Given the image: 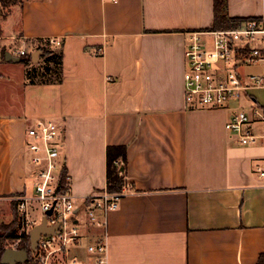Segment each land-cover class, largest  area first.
<instances>
[{"label": "crops", "instance_id": "1", "mask_svg": "<svg viewBox=\"0 0 264 264\" xmlns=\"http://www.w3.org/2000/svg\"><path fill=\"white\" fill-rule=\"evenodd\" d=\"M226 14L264 21V0H227ZM213 23V0L12 6L0 24V211L6 200L10 211L0 223L11 221V201L31 193L26 130L53 120L79 208L107 186V148H125V163L115 161L125 181L107 213L106 264H256L264 254L256 173L264 144H240L225 129L229 110L189 108L183 98L190 34ZM49 39L61 41V79L30 84L27 67L5 52L23 50L36 65ZM76 214L83 238L72 256L96 264L86 247L100 230Z\"/></svg>", "mask_w": 264, "mask_h": 264}, {"label": "built area", "instance_id": "2", "mask_svg": "<svg viewBox=\"0 0 264 264\" xmlns=\"http://www.w3.org/2000/svg\"><path fill=\"white\" fill-rule=\"evenodd\" d=\"M50 46L61 47V41L49 39ZM23 56L25 51L11 52ZM185 70L184 103L189 108L229 110L225 129L242 145L264 144V21L250 18L234 29L196 31L190 34L184 50ZM260 65L257 74H247L244 69ZM61 125L53 120L37 121L25 132L24 146L32 165L30 194H22L15 200L23 219L22 232L29 231L40 220L29 215L32 201L39 203L47 226L59 225L54 234L41 236L32 253L30 264H81L71 249L81 243L83 234L75 223L77 209L82 211L84 225L98 228L95 242L87 245V253L96 264L107 261V213L118 206L122 192L109 193L107 188L91 196L79 208L72 196L70 179L66 175L65 187L60 188L63 160L60 157ZM264 162V161H263ZM264 186V163L256 168ZM123 183L125 181L122 173ZM20 238L8 248L18 249ZM25 264V263H24Z\"/></svg>", "mask_w": 264, "mask_h": 264}, {"label": "trees", "instance_id": "3", "mask_svg": "<svg viewBox=\"0 0 264 264\" xmlns=\"http://www.w3.org/2000/svg\"><path fill=\"white\" fill-rule=\"evenodd\" d=\"M24 0H0V24L1 21L7 16L11 7L22 3ZM214 1V23L213 30L219 29H234L239 28L245 24L249 19L241 18H229L227 17V0H213ZM1 35V27H0ZM48 47L47 50L43 48ZM39 47L41 51L42 61L36 65L31 64V58L29 54L20 56L21 63L26 67V78L30 84H45L53 81H59L61 79V67H62V51L61 47L58 49H52L47 42ZM121 159L125 163V148L121 146L108 147L107 148V191L109 193H121L123 187V179L119 176V166L115 163L116 160ZM67 175L66 168H63L60 178V188L65 187V178ZM18 202L16 200L11 201V221L9 223H0V260L7 249V242L20 238L18 249L26 248L28 250V260L25 264H30L33 251L29 250V235L28 233L19 232L22 227L23 219L21 218L17 210ZM256 264H264V254L258 257Z\"/></svg>", "mask_w": 264, "mask_h": 264}, {"label": "water", "instance_id": "4", "mask_svg": "<svg viewBox=\"0 0 264 264\" xmlns=\"http://www.w3.org/2000/svg\"><path fill=\"white\" fill-rule=\"evenodd\" d=\"M4 58L8 62L19 63L20 57L13 56L10 52H5ZM51 214V210L47 211L45 216L41 218L39 224L35 225L28 233L29 235V250L35 251L38 246V241L41 236L54 234L59 228V225L47 226L46 216ZM28 260V250L24 249H5L0 264H24Z\"/></svg>", "mask_w": 264, "mask_h": 264}, {"label": "rangeland", "instance_id": "5", "mask_svg": "<svg viewBox=\"0 0 264 264\" xmlns=\"http://www.w3.org/2000/svg\"><path fill=\"white\" fill-rule=\"evenodd\" d=\"M44 49L47 50L48 47H44ZM38 51H35L34 53H36ZM41 57V53L38 55V59L35 63H40L42 60L40 59ZM261 71V66L260 65H255V66H249V67H246L244 69V72L247 73V74H257V73H260ZM17 74H19L18 72H16ZM8 200L4 201V204H6L5 208L1 209L0 211V214H1V220H4V222L7 221V219H4L5 218V215H9L10 211H9V208H8ZM29 215L31 218L35 219V220H40L42 218V212L40 211V207H39V203L36 202V201H32L29 205ZM10 218V217H9ZM3 224H6V223H3ZM13 243V241H8L7 242V248L9 247V245H11ZM81 259V258H80ZM84 260V258L81 259V261Z\"/></svg>", "mask_w": 264, "mask_h": 264}]
</instances>
